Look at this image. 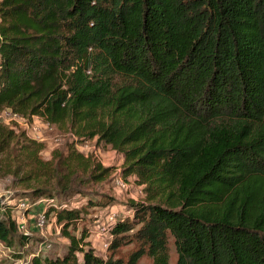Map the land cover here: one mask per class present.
<instances>
[{"label": "trees", "instance_id": "1", "mask_svg": "<svg viewBox=\"0 0 264 264\" xmlns=\"http://www.w3.org/2000/svg\"><path fill=\"white\" fill-rule=\"evenodd\" d=\"M4 110L75 139L42 159V143L0 124V177L68 241L27 264H170V246L174 264H264V0H0ZM90 140L144 195L104 256L85 226L74 233L111 201L85 190L112 173L74 148ZM77 196L87 207L58 200ZM11 212L0 197L8 248L30 239Z\"/></svg>", "mask_w": 264, "mask_h": 264}, {"label": "rangeland", "instance_id": "2", "mask_svg": "<svg viewBox=\"0 0 264 264\" xmlns=\"http://www.w3.org/2000/svg\"><path fill=\"white\" fill-rule=\"evenodd\" d=\"M0 124L13 128L18 133L23 132L25 139L32 140L29 137L30 129H26L23 120H19L17 123L12 122L8 125L7 121L0 119ZM37 126L38 131L42 134L41 141H36L43 145L39 153L42 159H49L54 150L66 151L67 144L75 140L68 131L59 129L56 126L51 125L45 128L38 122ZM74 148L84 155L92 154L103 167L112 169V173L106 180L92 185L91 188H85V190L89 191L90 195L88 198L90 200L95 201L102 196L110 197L111 201L107 205L87 207V200L81 196L70 199L61 197L58 199L65 203L69 201L72 206L78 208L79 206L87 207V212L82 217V220L78 222L77 230L74 233L78 234L79 229L85 226L89 230L88 240H90L92 248L97 254L104 256L107 253L106 245L110 239L111 227L115 222L124 220L131 215L127 205L129 201H143L144 195L141 188L135 185L131 178L124 181L120 177L119 171L122 165V158L109 146H105L102 143L96 144L95 140H90L77 143ZM118 180L124 183V187L117 185ZM20 192H24V190L19 185H15L11 177H0V197L7 206L12 208L11 218L16 222L17 226L23 224L27 235L30 237L29 241L21 246L18 243H14L13 247L8 248L0 243V264H27L32 254L40 257L61 255L66 250L68 241L61 235L60 225H57L52 217H49L45 220L44 227L38 229L35 226L36 217L39 214L37 206L35 204L32 205L33 211L26 212V209L31 207L30 201L17 198L16 194ZM56 202L57 199L50 202V204H56ZM40 204L41 207H45L47 201H42ZM21 234L25 233L17 228L16 235ZM131 248V244L123 245L117 255L124 257ZM174 262L175 254L172 246H170V264H174ZM136 264H151V261L147 257H142Z\"/></svg>", "mask_w": 264, "mask_h": 264}, {"label": "built area", "instance_id": "3", "mask_svg": "<svg viewBox=\"0 0 264 264\" xmlns=\"http://www.w3.org/2000/svg\"><path fill=\"white\" fill-rule=\"evenodd\" d=\"M0 119L7 121L8 125L12 122L17 123L19 120H23L26 129H28V130L30 129L29 130V132H30L29 137L34 141H41V138H42V134H40V132L38 131L37 122L39 124H42V126H44L45 128H48L51 126V124L42 120L38 116H32L29 119H23L20 116L13 114L10 110H4L0 114ZM29 125H30V127L28 128ZM117 185L120 187H124V183L121 180H118ZM44 225H45V217L43 214H39L36 218L35 226L38 229H42L44 227ZM19 229L23 230V233H25V235H27V231H26L25 226L23 224L19 226Z\"/></svg>", "mask_w": 264, "mask_h": 264}]
</instances>
